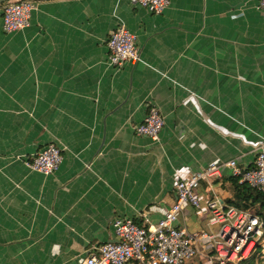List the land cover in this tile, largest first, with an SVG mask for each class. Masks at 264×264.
I'll list each match as a JSON object with an SVG mask.
<instances>
[{
	"label": "crops",
	"instance_id": "0c3cea01",
	"mask_svg": "<svg viewBox=\"0 0 264 264\" xmlns=\"http://www.w3.org/2000/svg\"><path fill=\"white\" fill-rule=\"evenodd\" d=\"M258 0H170L154 15L133 0H36L5 33L0 5V264H83L113 239L116 217L155 225L180 176L235 160L264 139V12ZM122 25L141 61L115 69L106 40ZM155 106L159 140L134 126ZM48 144L63 160L25 165ZM180 224L209 231L207 203L236 179L201 182Z\"/></svg>",
	"mask_w": 264,
	"mask_h": 264
},
{
	"label": "built area",
	"instance_id": "2783aa9c",
	"mask_svg": "<svg viewBox=\"0 0 264 264\" xmlns=\"http://www.w3.org/2000/svg\"><path fill=\"white\" fill-rule=\"evenodd\" d=\"M154 15H161L170 0H133ZM1 19L5 33L28 26L36 0H11L2 4ZM257 7L264 12V0ZM107 62L115 69L141 61L134 35L119 25L106 40ZM164 120L155 106L141 123L134 126L137 136L158 141ZM251 166L235 160L213 163L183 179L175 180L174 203L164 211L155 225H137L132 219L116 217L111 223L113 239L94 247L83 264H241L249 259L257 245L264 243V220L251 208L224 205L213 198L207 203L209 231H189L180 224L186 206L199 207L197 191L201 182L220 179L225 170L239 184L264 192V139L254 150ZM63 155L55 144H48L25 160V165L44 176L57 171Z\"/></svg>",
	"mask_w": 264,
	"mask_h": 264
},
{
	"label": "trees",
	"instance_id": "16d2710c",
	"mask_svg": "<svg viewBox=\"0 0 264 264\" xmlns=\"http://www.w3.org/2000/svg\"><path fill=\"white\" fill-rule=\"evenodd\" d=\"M236 188L238 194L230 204L243 209L251 208L256 215L264 220V192H257L248 185L239 184L237 181ZM241 264H264V243L257 245L252 256Z\"/></svg>",
	"mask_w": 264,
	"mask_h": 264
},
{
	"label": "water",
	"instance_id": "95a60500",
	"mask_svg": "<svg viewBox=\"0 0 264 264\" xmlns=\"http://www.w3.org/2000/svg\"><path fill=\"white\" fill-rule=\"evenodd\" d=\"M7 1H11V0H0V5L7 2Z\"/></svg>",
	"mask_w": 264,
	"mask_h": 264
}]
</instances>
